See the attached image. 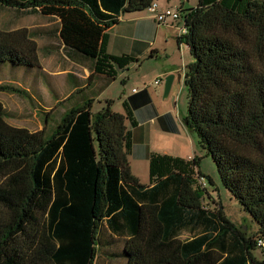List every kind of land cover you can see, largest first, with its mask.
<instances>
[{"label": "trees", "instance_id": "obj_1", "mask_svg": "<svg viewBox=\"0 0 264 264\" xmlns=\"http://www.w3.org/2000/svg\"><path fill=\"white\" fill-rule=\"evenodd\" d=\"M151 1L0 4L58 18L63 43L97 57L119 15ZM182 14L180 37L193 56L183 77L185 125L257 222L256 233L246 235L220 202L203 203L206 187L193 182L199 169L173 166L150 185L140 182L125 148L128 115L112 99L96 111L92 99L71 106L50 132L9 123L0 101V264H94L100 252L123 254L125 264H264V0H200ZM5 61L23 70L39 65L28 27L0 26ZM0 89L30 96L16 83ZM183 229L191 235L180 237Z\"/></svg>", "mask_w": 264, "mask_h": 264}, {"label": "crops", "instance_id": "obj_2", "mask_svg": "<svg viewBox=\"0 0 264 264\" xmlns=\"http://www.w3.org/2000/svg\"><path fill=\"white\" fill-rule=\"evenodd\" d=\"M157 1L161 7L172 6L181 12L190 7L185 0ZM56 20L54 28L30 30L33 36L38 33L49 37L55 35L58 39H50L47 45L56 51L60 49L62 54L58 53L54 61L53 58L42 57L38 66L22 69L21 76L9 79L29 91L28 98L36 111L45 113L44 125L47 124L48 113L56 110L57 106H60L62 115L66 109L87 99H92V106L96 100L101 106L106 99H112L113 105L115 98L108 94L109 87L117 77H122V71L137 67L142 69L133 79L137 84L122 94L123 110H119L128 115L125 121L128 132L125 148L131 171L140 182L150 185L158 175L167 173L173 166L188 169L185 161L190 162L193 157H197L196 139L185 125V115L182 118L178 115L177 94L172 87L180 84L181 90L182 68L187 67L193 56L187 43L178 34L176 25L179 20L168 17L166 22L160 23L147 8L121 13L119 20L104 32L97 57L66 46L59 37L58 18ZM112 56L117 57V60ZM146 63L149 67H144ZM171 72L175 73L171 88L167 96L163 93L161 99L157 92L162 77ZM43 77L46 78L45 82ZM155 77H160V81L152 82L151 79ZM127 81H130V75L122 79L124 89ZM79 89L84 91L75 98L74 93ZM51 90L55 93L51 94ZM103 94L105 96L101 98ZM44 125L31 130L43 128ZM197 169L198 165H194L193 170ZM195 173L199 184L198 172ZM205 191L208 192L207 187Z\"/></svg>", "mask_w": 264, "mask_h": 264}, {"label": "rangeland", "instance_id": "obj_3", "mask_svg": "<svg viewBox=\"0 0 264 264\" xmlns=\"http://www.w3.org/2000/svg\"><path fill=\"white\" fill-rule=\"evenodd\" d=\"M199 1L200 0H185L186 4L190 7L196 6ZM236 6H239V1L237 2ZM56 24L57 20L54 16L44 15L38 11L8 7L0 4V26L3 28H15L24 26L32 30L40 31L44 27L54 28ZM34 38L38 45L39 59L42 57L53 58L54 61L56 59V55L58 56V53L62 54V51L60 49L56 51L54 48L48 47L47 45V41H49L50 39H52L53 41H56L58 39L55 35H50L49 37L47 35H39L38 33L34 36ZM148 65H150V62ZM144 67L149 66H147L146 63ZM21 69L22 66L14 65L10 61L0 62V82L14 83L9 79L14 78V76H18ZM141 71L142 69L137 67L122 71V73H124L122 77H117L114 84L109 87L108 94H111V96H114L115 98V101L112 105L113 109L117 111L123 110L122 94H125L126 91L130 90L132 85L137 84V82H133V79H135V77L137 78V75L140 74ZM126 75H130V81H127L126 89H124L122 79ZM164 77L165 76L162 77L161 85L160 88H158L157 92L158 97L161 99H163L164 93ZM45 81L46 78L43 77V82ZM179 89L180 84L172 87V90H175L177 94L176 110H178V115H180V117L182 118L187 110V86L185 84H182L180 91ZM51 91V94L55 93L54 90ZM83 91V89L77 90L74 93V97L77 98L81 93H83ZM104 96L105 95L103 94L101 98H104ZM0 101L5 107V119L9 123L24 125L30 129L39 128L40 125H44L45 113L39 110L36 111V109L34 108V104L29 100L28 96H24L10 90L0 89ZM99 104V101L96 100L92 106V110H98L101 107ZM60 116V106H57L56 110H51L48 113L47 124L44 125V128L48 132H50V130H52V128L60 119ZM190 133H192L196 139L197 157L199 158L198 167L203 174L201 176L206 183L204 185L208 189V193L205 190H203L202 192L203 203L214 206L215 201L220 202L226 215L236 224L237 227L242 228L248 236L255 234L258 229L257 222L253 219L250 213L242 207L238 199L234 197L222 183L213 158L211 157V155L206 153L205 149L202 148L198 142L197 132L190 129ZM185 164H188V168L190 169L194 168V165L191 164V162L185 161ZM193 182L194 185L197 186V182L195 180ZM190 234L191 233L186 229L182 231L181 236L186 237ZM118 246L120 247V245ZM261 249V247L257 246L253 250L256 254L260 255L262 252ZM125 261L126 258L123 254H118L116 256L113 255L112 257L110 256L109 258H106L103 252H100L96 256L94 264H125Z\"/></svg>", "mask_w": 264, "mask_h": 264}, {"label": "built area", "instance_id": "obj_4", "mask_svg": "<svg viewBox=\"0 0 264 264\" xmlns=\"http://www.w3.org/2000/svg\"><path fill=\"white\" fill-rule=\"evenodd\" d=\"M146 8L148 11H150L154 15L156 20L160 23L166 22L168 17L179 20V23H177L176 27H177L178 34L180 36L184 35L187 32V25L184 22V16L182 12L179 10V8H174L172 6L161 7L159 6L157 0H152ZM182 71H183V77H184L186 67H183ZM160 79H161L160 77H155L152 79V82L157 83L160 81ZM198 182L201 186H204L205 184V181L202 179V176L200 175L198 176ZM258 243L261 245H264L262 239H259Z\"/></svg>", "mask_w": 264, "mask_h": 264}, {"label": "water", "instance_id": "obj_5", "mask_svg": "<svg viewBox=\"0 0 264 264\" xmlns=\"http://www.w3.org/2000/svg\"><path fill=\"white\" fill-rule=\"evenodd\" d=\"M174 75H175V73L171 72V73L166 74L164 77V95L165 96H167L169 93ZM179 76L180 75H178V77Z\"/></svg>", "mask_w": 264, "mask_h": 264}]
</instances>
